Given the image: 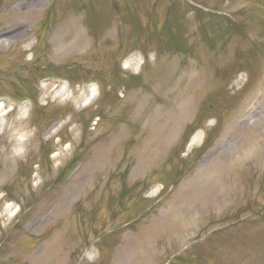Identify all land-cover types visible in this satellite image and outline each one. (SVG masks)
Here are the masks:
<instances>
[{
	"label": "rangeland",
	"instance_id": "1",
	"mask_svg": "<svg viewBox=\"0 0 264 264\" xmlns=\"http://www.w3.org/2000/svg\"><path fill=\"white\" fill-rule=\"evenodd\" d=\"M30 3L0 0V264H264V0Z\"/></svg>",
	"mask_w": 264,
	"mask_h": 264
},
{
	"label": "bare ground",
	"instance_id": "2",
	"mask_svg": "<svg viewBox=\"0 0 264 264\" xmlns=\"http://www.w3.org/2000/svg\"><path fill=\"white\" fill-rule=\"evenodd\" d=\"M26 1H27V2H31L30 5H34L36 2H38V1H40V0H26ZM41 1H42V0H41ZM23 31H24L23 28H19V30H17V31L14 32L13 34H9V35L7 36V38H8V37H15V36H18V35L21 34ZM127 67H128V66H127ZM91 102H92V96L90 95V96H88V99H87L86 103L89 104V103H91ZM199 139H200V134H199V133H196V134L192 137V139H191V141H190V145H194V144H196V143L199 141Z\"/></svg>",
	"mask_w": 264,
	"mask_h": 264
}]
</instances>
